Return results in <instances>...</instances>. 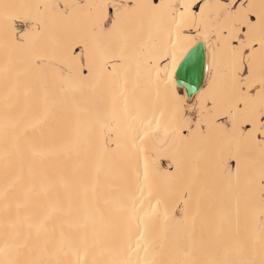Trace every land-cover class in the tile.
<instances>
[{
  "label": "snow or ice",
  "instance_id": "snow-or-ice-1",
  "mask_svg": "<svg viewBox=\"0 0 264 264\" xmlns=\"http://www.w3.org/2000/svg\"><path fill=\"white\" fill-rule=\"evenodd\" d=\"M0 264H264V0H0Z\"/></svg>",
  "mask_w": 264,
  "mask_h": 264
}]
</instances>
